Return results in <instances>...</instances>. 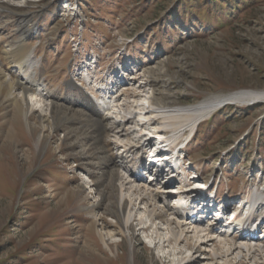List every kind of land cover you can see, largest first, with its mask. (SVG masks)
I'll list each match as a JSON object with an SVG mask.
<instances>
[{"label":"rangeland","instance_id":"obj_1","mask_svg":"<svg viewBox=\"0 0 264 264\" xmlns=\"http://www.w3.org/2000/svg\"><path fill=\"white\" fill-rule=\"evenodd\" d=\"M10 2L0 9V264H175L191 256L185 244L194 239L186 226H176L185 223L179 209L177 217L168 210L163 215L176 222L171 224L175 231L184 230L181 243L167 240L166 225L148 216L146 208L159 211L166 202L173 205L175 198L163 202L160 185H148L160 195L149 203L126 195L131 219L122 227L116 214L118 191L109 177L116 168L125 171L126 155L138 157L128 153L127 145L140 144L127 141L125 132L119 141L110 129L97 133L88 127L92 118L82 106L84 91L91 98L100 95L99 86L106 88V96L118 91L121 119L132 113L136 120V106L147 107L154 93L172 108H194L212 97L263 90L264 0H253L220 26L182 13L178 0ZM22 15L30 20L26 43L39 62L36 78L58 107L44 121L42 110L32 103L37 100L49 109V97L26 94L28 106L5 93L9 80L3 72L22 78L9 69L4 51L23 38L17 28ZM218 109L222 114L213 110L182 122L179 141L191 132L189 124L199 125L176 158L181 168L177 182L198 176L193 186L212 181L220 197L245 199L258 191L264 204V101L230 100ZM9 130L12 141L5 139ZM152 138L156 144L159 137ZM101 190L104 198L96 196ZM222 230L218 225L214 232ZM262 235L257 234L264 244ZM212 246L215 251L198 264H264L263 254L257 261L237 263V251L218 241Z\"/></svg>","mask_w":264,"mask_h":264},{"label":"bare ground","instance_id":"obj_2","mask_svg":"<svg viewBox=\"0 0 264 264\" xmlns=\"http://www.w3.org/2000/svg\"><path fill=\"white\" fill-rule=\"evenodd\" d=\"M14 1L17 2L18 0H14ZM30 1L31 0H24V3H22L21 5L23 6V5L31 4ZM12 4L14 6L16 5V3H12ZM2 5L5 7L8 5H11V2L10 0H0V9ZM5 17H7V15H5ZM29 22L30 20L23 15L18 17L17 28L21 32L20 35H22L23 38L22 39L20 38L17 42V45L15 46L11 44H7V49L4 50L6 54V58L8 59V64L10 65L9 69L10 70L16 69L17 71H19V73L22 74V78H21L22 81L17 78L16 79L13 78L11 73L3 72L2 74L4 75L6 80H9L5 93L11 98V100H14L13 102L19 103V104H26L29 106L30 102L27 100L26 94L27 95L29 94L30 95H40V100L46 97L50 98L51 102H50V105H48L50 106L49 109L47 107L46 108L43 107V104L37 100H34V103H32L34 104L35 107H39L42 110V118L44 121V119L47 118V115H52L54 110H56L58 107L55 104L56 103L55 98L52 97L50 94H48V91H45L46 87L42 84V82H40V80L36 78V70H37L36 66L38 65L39 62L34 59L35 50L33 48H29V45L26 43V40L29 34L32 32L31 28L27 27V23ZM85 77H87V75H85ZM71 84L74 87H77L75 84L73 83ZM16 89H18V91H16ZM97 90L99 91L100 97L96 99H92L93 97L92 98L89 97L87 93L84 91L85 99L83 101L82 106L89 112V116L92 118L91 119L92 122L90 120L87 121V126L88 127L92 126L94 131L97 133H101V132L106 131L107 129H110L115 139L119 141H121V137H123L120 134L121 132L126 133L124 136L127 135L125 138L127 141L131 139V136H129V133L127 131V129L129 128V129L134 130L135 133L138 135L143 134V136L146 137L145 140H149V142L152 141L151 140L153 139L152 137L154 138L164 137L165 141H168L170 143L182 135L183 129H180V128L183 127L182 126L183 123L186 120H188L189 117L195 114H200V113L203 114V113L216 110V108L220 107V105L230 100H236V101L238 100L240 102H247V103H250L251 101L252 102L264 101V89L263 90H242V91L232 93L229 97H225L222 99L217 98V97H212L208 100L203 101L201 104H198L194 108L193 107L191 108H188V107L172 108L169 105H166L164 102L159 101L158 96L154 93L152 94V101L147 107L146 106L143 107V104L141 103L138 104V107L136 106V109H138L137 111H139V112H136V114H139L137 117L142 121V125H141L137 119L135 120L133 116L134 114L132 113L130 115L131 117H129L128 119L126 120L121 119L122 113L119 110V103H118L119 99L117 95L118 93L115 94V92L108 91L110 92V94L106 96L104 95L106 94L104 93V90L106 89L97 87ZM0 91H1V85H0ZM74 102L76 103V101ZM27 112H29V110ZM176 119H179V120H176ZM108 120L113 122L112 126L107 125ZM15 122H17V120L13 121L12 129H15L14 128ZM178 122H181V123H178ZM197 122L196 121L192 122L191 124L187 126V128L190 127L189 129L192 131L197 126ZM120 123H122L123 127L119 129L118 124ZM171 124H176V125H173L172 127H170ZM135 127H137L138 129H136ZM147 127H150V128L147 129ZM32 128L34 132L35 126L34 127L32 126ZM163 131L164 133H162ZM150 134H152L153 136H151ZM13 138H14L13 132L9 130L5 134V139L6 141H12ZM145 142L146 141L144 140L142 143L138 142L140 144V146H137L138 150L142 149L143 146H145ZM122 147H125V146H122ZM132 148H133L132 146L128 148L127 150L128 153L129 151L131 152ZM163 148L164 147L162 146L159 147L160 150ZM163 156L164 155L160 154V155L154 156V158L159 157L158 161L166 160L167 158H164ZM152 158L153 156L148 157L149 160H151ZM109 161L113 162L112 159H110ZM132 164L137 167L136 169H133V172H125L123 170L119 172L118 169L116 168L110 173V177H109L111 186L113 185L112 187L113 188L115 187V190L118 191V197H117V202H116L117 203L116 214L118 213V219L120 223L122 224V227L124 228H127V226H129V222L131 219V215H130L131 212L127 211V207H128L126 203L127 194H130L131 197L133 196L137 199L140 198L139 203L145 202L144 200H146L147 202L153 201L159 198L160 196L159 193H154V190L148 187V185L151 183H147L143 177L137 176L134 174V172H136L137 170H141L140 163L134 161ZM170 169L160 171V173L157 175L156 182L157 184L160 185V189L162 190L160 193H165L163 202L167 200H171V198H175L176 206H178L179 208H182L183 206L182 203L184 202L185 195L194 193L197 190H199V188L201 187H193L192 183L196 182V178L194 177H191L190 180L185 181L187 182L185 185L179 184V182H177V179H176L178 177V174H175L171 182L161 181L162 182L161 183L160 180L165 174H167V177L172 178L171 176H172L173 171H170ZM116 181H120V182L115 184ZM175 182L178 183V186H177L178 188H176L173 191H169L170 189L174 188L173 185L175 184ZM174 193H176V195H173ZM99 195L104 198L105 197L104 191L101 190L100 192L96 194V196H99ZM246 199L248 200L250 199L251 202L247 203L248 204L247 207H244L243 205V208L237 211L234 214L232 221L229 222V225L232 229L231 232L222 230V233H220L221 231L216 233L214 231H215L216 226L219 225V223L214 222V223L208 224L206 227H203L200 223L189 220L188 217L186 218L182 217L181 216L182 214H180V217L184 220L185 223L181 224L178 222L176 226H178L180 229L182 226H186L188 228L187 232L192 233L194 242L192 243L188 241V239H186L188 242H186L187 244L185 245L188 246V248H190L189 250L192 251V255L183 257L181 260L177 261L175 264H198L200 262L199 260L200 257L201 259H207L208 257L207 255L215 251V247L214 246L209 247V243L215 242V241H218L221 244H225L227 246L226 250L228 251L229 250L237 251V255L241 257L237 263H241L242 260H246V259L247 260L251 259L252 261H257L258 258L262 259V257H258V256L262 254L264 256V244L260 242L258 238L259 236H257V234H254L253 236H251L248 232L238 230L236 225L239 226L240 224L248 220L249 215L247 212L254 211L255 208L256 209L258 208L261 210L259 213V216H262V214L264 213V206H261V205H264L263 204V194L258 191L249 192ZM131 200L133 199L132 198L129 199V201ZM191 201H194V200H191ZM244 201L245 199L243 198L242 202ZM229 208L230 206H226L221 211V213L225 214V212ZM166 210H168L172 215L177 217V211H176L177 209L169 205L167 202L164 203V205L162 206V208H160L159 211L155 207H152L151 209L146 208L149 218L156 216V218H159V220H161L163 224L166 225L167 232L170 233V236L169 238H167V240L169 239L170 242L173 240L176 243H181L182 241L180 239L183 236L184 230L175 231L174 228H171V224L176 223V222H172L169 218L166 217L165 214H164L165 216L163 215V213H165ZM233 233L234 234L243 233V234L240 236H237V235H234ZM231 234L233 235L230 236ZM260 237L264 239V234ZM182 239H185V236H183ZM165 241H166L165 239H162V243H164ZM196 250H198L199 252H197ZM179 252L181 253V251ZM196 253H199L200 255L198 258L194 256V254ZM215 257L217 258L219 257V255H217L216 252H215Z\"/></svg>","mask_w":264,"mask_h":264},{"label":"trees","instance_id":"obj_3","mask_svg":"<svg viewBox=\"0 0 264 264\" xmlns=\"http://www.w3.org/2000/svg\"><path fill=\"white\" fill-rule=\"evenodd\" d=\"M252 2L253 0H178L177 9L190 17H197L198 14L196 20L210 18L213 25L220 26L224 23L223 20H231L240 11H246L252 6ZM217 112L222 114L219 110Z\"/></svg>","mask_w":264,"mask_h":264}]
</instances>
